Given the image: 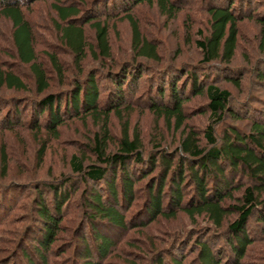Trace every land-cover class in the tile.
Wrapping results in <instances>:
<instances>
[{"label":"trees","instance_id":"1","mask_svg":"<svg viewBox=\"0 0 264 264\" xmlns=\"http://www.w3.org/2000/svg\"><path fill=\"white\" fill-rule=\"evenodd\" d=\"M37 1L0 0V19L11 24L9 46L0 51V131H32L41 144L38 161L42 164L49 141L58 139L67 120L91 118L99 121L101 130L90 148L96 160L86 165V159L73 154L71 176L34 182L29 210L22 211L25 218L19 214L18 220L13 213L23 205L21 198L8 196L15 197L18 189L11 186L17 181L10 178L8 146L1 144L0 227H12L9 233L20 239L13 246L8 236L0 237V264H62V259L65 264H242L258 236L264 237V100H252L255 111L249 106L247 111L238 110L232 92L217 81L221 72L211 77L203 71L215 66L222 73L232 69L243 20L259 21L264 33V10L259 13L256 8L264 7V1H212L209 34L200 32L196 42L202 53L199 68L180 66L178 76L157 84L153 75L177 68L157 70L153 63L162 62L159 47L142 34L132 11L139 4L157 3L164 14L175 17L185 9L182 0H52L49 24L57 44H47L49 50L42 46L30 15ZM124 17L132 26L134 55L117 60L110 21ZM86 26L93 31V42ZM5 36L0 32V38ZM65 54L72 56L77 72L72 79L67 75L72 66L61 58ZM90 57L100 63L97 68L86 67ZM258 74L264 82V67ZM146 75L150 76L147 95L138 97ZM200 95L208 100L203 136L187 128L185 113V103ZM136 103L150 105L170 128L181 130L178 145L160 142L146 152L141 133L124 122L111 150L110 119L123 118V112H132ZM247 115L248 129L232 124L216 136V127L224 125L228 116L242 120ZM79 187L83 188L78 226L70 241L60 242L62 223L77 204L73 197ZM179 212L195 224L201 217L207 220L206 237L201 229L176 233L161 248L154 237L140 245L128 240L123 241L128 251H119L129 231L145 229L161 217L174 219ZM20 221L25 222L23 229L13 224ZM137 250L150 258L129 253ZM62 255L65 258L58 263Z\"/></svg>","mask_w":264,"mask_h":264},{"label":"rangeland","instance_id":"2","mask_svg":"<svg viewBox=\"0 0 264 264\" xmlns=\"http://www.w3.org/2000/svg\"><path fill=\"white\" fill-rule=\"evenodd\" d=\"M212 1L215 3L221 2V0H182L185 9L175 17L164 14L159 9L157 3L152 5L143 3L137 5L133 9L132 16L138 20L142 34L148 37L150 41L155 42L159 47L162 62L153 63L157 66V70L165 72V70L169 69V66H171V69L175 66L177 68V70L170 71L169 73L167 72L168 74L165 72L153 75L156 84L162 81L163 78H166V80L169 79L170 75L175 77L178 76V72L180 74L183 69L189 67L192 69H195V67L199 68L196 64L201 62L202 53L196 42L201 38L200 32L204 35L209 34L211 20L209 7ZM51 3L52 0H39L32 5V12L30 13L36 32H40L41 39L39 40L42 42L44 48L48 47L47 44H57V41H55V34L52 33L51 35V31L53 30L52 26L49 24L52 13ZM256 8L259 10V13L264 10V7ZM125 18L126 17H124V19L119 18L110 21V42L117 60H124L134 55L132 51L133 30L130 22ZM10 25L9 22L0 19V32L6 35L4 40L0 38V45H3L0 47L1 53L3 50H6L2 47L9 46L6 39L8 40V38H10ZM86 30L89 42H93V31L89 26H86ZM43 41L46 44L43 43ZM47 50L49 49L47 48ZM0 57H2L1 54ZM43 58H45V56ZM61 58L67 62V65L69 64L68 67L72 66L73 69L67 72L68 78L72 79L75 73H77L74 66L71 65L72 56L65 54L62 55ZM99 64V62L90 57L85 65L88 68H97ZM180 66L183 69H181ZM261 67H264L263 24L254 19H246L240 23L239 47L237 55L232 63V69L222 73V70L215 66L207 68V71H203V73H210L212 77L214 74L221 72V77L218 78L217 81L221 87L227 88L232 92L234 96V107L238 110L241 108L246 110L249 106L251 111H255L252 100L255 99L257 103L264 100V82H261L258 74ZM149 75L152 76V74ZM149 75L144 76L140 81V88L137 92L138 97H146L148 92L146 88V79ZM232 79H237L240 86L232 82ZM3 93H8V91L3 90ZM152 96L156 100L159 99L155 94ZM207 101L206 96L200 95L191 96L185 103V113L187 114L186 126L187 128L190 127L197 130L201 135L208 124V114H206ZM260 107L262 108L263 106L261 105ZM249 114L251 116V113ZM247 118L248 115L242 120L228 116L226 121H224V125L216 127V136L220 137L222 135V130H224L226 126L232 124L248 129L249 123ZM124 122L129 123L131 131L138 130L141 133L144 140L143 147L146 149V152L154 150V146L160 142L171 147L179 143L178 140L181 135V130L176 131L174 128H170L164 119L159 118L153 113L150 105L136 103L133 105L132 112H123V118L113 115L110 119L111 142L109 145L111 150L116 147V141L120 138ZM100 126L99 121L97 122L91 118H88L86 121L76 118L67 120L60 128L58 139L49 141L48 149L42 164L38 161V150L41 144L32 131H19L18 134L0 131V146L4 143L8 146L9 150L8 155L11 165L10 174L12 176L10 178H12L11 180L17 181L14 185H12V183V186H10L12 188L17 187L18 189L15 193V197L11 193H8V196L10 198H21L20 205H23L22 208L19 206L13 213L15 220L19 219V214L24 215L23 218H25V214H23L22 211L25 212L29 210L32 195L34 194V182L42 178H66L71 176L70 162L73 154L82 156L86 159V165L96 160V157L91 154L90 148L93 137L101 130ZM45 136L46 134H44V136L42 135V138H46ZM146 184V181L142 182L143 188L146 187ZM79 188L81 189L77 190L73 197L74 201H77V207L81 200L80 194L83 187ZM0 192H2L1 189ZM1 198L2 196L0 193V200ZM75 206L66 212V219L62 223V237L60 242L70 241L69 237H71L73 229L78 226L82 210ZM234 216L235 215L232 214L229 218L233 219ZM20 222L19 224H13L17 225L19 229H23L25 222ZM207 224H209L208 221L203 217L198 219V223H193L184 212H179L176 218L170 220L161 217L156 222L148 225L149 227L145 229L138 228L129 231L128 234L126 233V235L122 237V242L119 244V251H128V248L124 249L126 245L123 243V241L128 242V240L131 241L132 244L140 245L145 239L154 237L156 238L155 241L158 240V246L161 248L176 233L189 231L193 234L196 233L198 229H201V231H204L203 233L205 236L209 230ZM6 228L7 227H0V237L3 238L4 236H8V239L14 242L11 243V245L14 244L13 246H15L20 237L9 233L12 227L8 230ZM258 234L259 233H256L257 236ZM120 252L117 254H120ZM129 253H134L135 257H145V255L138 250L136 253L131 251H129ZM146 256L147 258L145 257V260L149 259L151 255L147 254ZM115 257L120 256L116 255ZM57 258L56 261L60 263V260L65 258V255ZM62 260L64 261L62 264H65V259ZM242 264H264V237L258 236V239L249 248Z\"/></svg>","mask_w":264,"mask_h":264}]
</instances>
